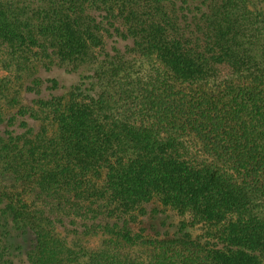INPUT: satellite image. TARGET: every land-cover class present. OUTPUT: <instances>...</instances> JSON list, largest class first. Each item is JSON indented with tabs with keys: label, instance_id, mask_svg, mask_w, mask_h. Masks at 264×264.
<instances>
[{
	"label": "trees",
	"instance_id": "obj_1",
	"mask_svg": "<svg viewBox=\"0 0 264 264\" xmlns=\"http://www.w3.org/2000/svg\"><path fill=\"white\" fill-rule=\"evenodd\" d=\"M0 64V264H264V2L0 0Z\"/></svg>",
	"mask_w": 264,
	"mask_h": 264
},
{
	"label": "rangeland",
	"instance_id": "obj_2",
	"mask_svg": "<svg viewBox=\"0 0 264 264\" xmlns=\"http://www.w3.org/2000/svg\"><path fill=\"white\" fill-rule=\"evenodd\" d=\"M261 1L264 2L263 0ZM37 65L38 64L35 63V66ZM0 76L5 78V80L9 83L10 86V92L8 95V101H10V103L6 102L4 104H12L16 108L22 105L24 103L25 96H23L24 94L20 95L21 84L23 81L27 80L28 75L24 73H20L16 69L10 68L9 64H0ZM54 131L55 128L51 127V133H53ZM189 143L190 146H192L194 149L198 148V143L193 137L189 139ZM106 241L107 238L101 235L90 236V237L78 236L75 238V242L77 244L83 245L90 250H96L102 248L105 245ZM131 252L136 257L144 258L149 254L150 250L140 248V249H131Z\"/></svg>",
	"mask_w": 264,
	"mask_h": 264
}]
</instances>
